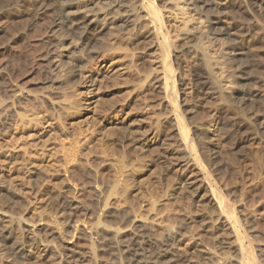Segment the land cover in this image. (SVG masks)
Wrapping results in <instances>:
<instances>
[{
    "label": "rangeland",
    "instance_id": "obj_1",
    "mask_svg": "<svg viewBox=\"0 0 264 264\" xmlns=\"http://www.w3.org/2000/svg\"><path fill=\"white\" fill-rule=\"evenodd\" d=\"M5 1L0 0L1 4ZM91 1L93 2V0H75L77 6L81 8H84ZM135 1L129 5L132 4L131 6L134 7ZM157 2L163 9L166 25L172 31L170 32L171 36L173 35L171 39L174 46H178L183 41V36L178 35L181 29H189L195 32H201L204 29L203 19L192 10L193 7L189 3V0H157ZM51 8L53 11L55 10L54 5ZM138 15L136 12L135 17ZM15 18L9 20L10 23L8 21V24H5L7 29L9 28V33L12 31L13 33L21 32L27 25V20ZM48 19L49 16L46 17V20ZM141 22L139 19L132 27V31L130 32L132 37L131 35L123 36L124 43H121V45H124V50L127 52L126 56L128 55L129 57L124 55L126 53L124 50L118 49L122 53H125L120 55L118 53L120 51L117 50L116 52L113 51L112 54L110 52L109 56H112L108 57L110 59L108 62V59H106L107 52H104L105 54L99 51L95 52V54L97 53V59L95 63H91V65L93 64L92 71L98 68L96 71L99 70V72L102 71L103 73L101 72V75L98 77L99 80H97V84L95 83L96 86L89 87V83L87 82L88 85H84V81L80 86H75L77 89L74 88L76 93L79 91L78 93L80 94L81 92V96L79 94L75 96L76 93L73 95V99L77 97L79 100L77 98L75 100L81 103L84 101L86 106L88 105L89 107H86L79 116L71 118L65 123L67 130L70 128L69 132L71 134L78 131L76 129H79L81 126L82 131L86 133L84 135H87L88 138L92 137L93 142H91L90 146L96 147L99 141L104 140L103 143L107 144V150H109L108 160L103 161V155L101 156L102 159L99 158L100 153L98 154L99 156H95L96 158L93 157L94 155L90 157L84 156V158L79 157L80 159L77 157L75 162L70 161L71 163H68V167L66 166L68 169L64 171L63 166L65 164H63L62 144L68 150L70 147L69 140L72 137L70 136L71 138H69L61 132L59 121L53 118L56 110L51 111L50 109L52 108L46 110L44 105V108H40V110H43L42 112L38 110L37 112L35 107L32 106L39 113L37 116H43V118L38 117V119L42 120L40 127L31 128L26 126V130L23 128L17 131H5V136L2 134V139H0V154L2 153L0 155V237L10 234L14 240L22 241L27 247L24 257L17 261L8 253V245L6 243L0 245V264H60L54 258L50 259L47 256L49 252L45 248L46 245H44V243L47 244L48 242L44 234L46 226L55 228L58 231H65L75 221L77 222L75 226L83 230L84 234L95 232L103 220H93L92 217L77 213L73 219L68 221L63 216L56 199L60 197L58 195L67 190L66 195L75 197L84 207L95 208V210L99 209L101 203L96 197L100 189L99 186L102 180L107 181V183L108 180H112L111 176L114 171V164H116L114 156L110 153L116 146V139H113L115 137L112 133L120 130H124L123 132L127 134L130 133V136L127 135L126 139L134 154L124 159L125 164L128 165V171L127 169L124 170L125 174H123L125 179L127 178L124 182H129L128 188L130 187V191L125 194V198L128 200L125 198H112L110 200L112 208L126 211L132 221H148L151 233L160 239L167 237V230L170 227L181 229L184 235L175 241L174 249L181 256L185 264H221L222 259L226 257L233 258L237 254L234 252V249L226 248L229 247L228 243L232 246L235 242L230 230L218 231L214 229L207 231L209 226H213L214 228L221 226L216 206H214L213 199L217 200L214 194L227 201L234 209V216L237 220L241 221L240 233H246L248 227L252 226L258 234V240L264 241V143L256 142L253 147L251 146L252 148L243 147V149L238 148L236 150L220 135L221 133L215 123V118H217L215 108L219 106V101L218 99H205L204 97L200 100L195 98V95H197L195 78L198 68L195 63L196 57L189 54L188 56H184L187 57L186 60L183 57L184 59L178 63L172 62L173 70L176 74V90L179 94V99L183 102L182 104H185L179 109L192 110L189 113L187 112L188 114L184 118V121L186 119L190 137L194 139L195 143L196 140L192 134L195 124L202 125L203 123L205 125L206 123L210 125L213 143L222 153L224 170L219 174L214 172L212 168H209L206 162H203L202 166L198 167L189 161L184 156L183 146L178 138L179 136L174 126L175 123H173L175 115L169 112L170 108H166V99L163 98L161 89L157 88L162 79L163 67L161 65L162 61H160L161 58L158 56L160 54H156L157 51L159 53V50L155 43V38L153 39V30L146 24V21H143L144 23L142 24ZM260 22L259 28H264V23ZM143 24L147 27L145 25L141 27ZM10 25L12 26L9 27ZM19 25L21 28L18 27ZM27 35V38L23 37L22 40L14 45L11 51L7 44L9 41H6L9 38L8 35L5 34L3 36L5 38L1 39L3 44L1 46L5 47L6 51H3L4 53L1 52L0 62L3 65L10 63L14 68L13 74L8 71L4 72L3 79L5 80L0 84V92L3 91V95H6L8 91L6 88L12 84V81L22 83L32 78L36 79V81L42 79L41 73L34 66L31 67L34 62L33 58L36 55L32 52V48H30L31 44L34 43L33 41H36L35 34L29 33ZM133 36L134 38L135 36H140L141 41L144 40L143 42L139 40L138 42L140 43H137V41L133 43ZM129 39L128 43L127 40ZM24 41L28 42L24 43ZM119 45L120 43L117 47ZM200 45L204 49L201 52L207 53V57L212 61L209 67L214 71L212 75V78L216 79H213L214 82H218V86H221L219 88L222 89L223 96H227L225 99L230 102L232 100L233 102L234 99L230 93L237 81L232 78L227 79L226 74L229 70L225 68L223 62L219 64L221 63L219 61H222L221 51L224 48V38L217 37L215 41L213 37H210L209 40H204ZM127 49H130L131 52L127 51ZM6 52L8 53L6 54ZM133 53L135 54L134 56L132 55ZM130 56H133V58ZM188 58L190 61H188ZM219 58L220 60H218ZM9 59L11 62L8 61ZM131 59H133L134 64L131 63ZM138 61L139 64H137ZM2 64L0 63V67H2ZM135 64L137 65L135 66ZM21 67L22 70H20ZM189 67H193V69H189ZM190 70L193 74L189 73ZM90 72L85 73L83 71L86 79L90 77ZM147 75L150 76L145 78ZM85 77L83 76L84 80ZM10 78H12V81ZM108 80L110 81L108 82ZM113 80H115L117 85ZM155 80L159 82L156 83ZM140 82L144 83V86ZM140 84L143 86L142 89H140L142 87ZM251 87L254 90L259 88L256 84H253ZM245 106H242V108ZM32 107H27L30 110L25 109L28 111V114L33 116L37 113H34ZM236 107H233V109L237 110L240 108ZM242 108L240 109L242 110ZM23 109L21 113L24 112ZM246 110H242L244 111L243 114L247 113L244 115H248L253 109L246 107ZM49 111L50 113L47 114ZM44 113H46L47 117L43 115ZM51 113L53 114L51 115ZM192 120L196 123L194 124ZM158 122L160 123L158 124ZM43 123L45 124L43 125ZM53 126H55L54 129ZM92 130H94L93 135L89 132ZM105 130L107 134L114 130L111 133L112 136L106 138L105 135H102L106 132ZM6 132L9 133L7 134ZM57 133L60 134L58 135ZM97 147L96 150H98ZM26 149L25 155V152H22V150ZM194 150L199 154V148L196 145ZM12 157L14 159H11ZM115 158H118V156H115ZM93 160L97 161V163L101 161L99 164L102 167L105 166L104 168L107 169L106 173L108 172V175H110H107V180L103 174L98 173L89 164ZM140 168L141 170H139ZM204 171L211 173L214 182L213 192L205 184ZM86 175L90 177L89 184H87L85 179ZM154 201L155 205H153ZM247 220L250 222L248 223ZM95 225L97 228L93 230ZM30 226H33L35 230L30 232L28 229ZM96 231H99V229ZM110 234L107 232V236ZM86 241L87 239L85 240L84 238L81 240V244L83 243V246L87 245ZM55 244L54 242L50 243V247L48 246L49 251L58 252L60 250L57 244ZM81 244L79 251L88 254V251L92 248L90 247L91 245L88 244L89 249L88 245L83 247ZM84 254H81V256H87ZM83 260L69 261L65 264H89Z\"/></svg>",
    "mask_w": 264,
    "mask_h": 264
},
{
    "label": "bare ground",
    "instance_id": "obj_2",
    "mask_svg": "<svg viewBox=\"0 0 264 264\" xmlns=\"http://www.w3.org/2000/svg\"><path fill=\"white\" fill-rule=\"evenodd\" d=\"M133 1L134 0H93V2L91 1L84 8L77 6L75 0H10L8 2L6 0L3 4H1L2 1L0 2V41L4 39L5 37L3 38V36L7 34L9 38L6 41H9L7 44L11 51L14 45L22 40L23 37L27 38V34H35L36 41H33L34 43L31 42L30 48H32V52L36 55L33 58L34 62L31 67L34 66L42 76L41 80L39 79L36 81V79L32 78L22 83L17 81L15 83L11 80L12 78H10L12 84L6 88V90H8L6 95H3V91L0 92V139H2V134L4 135L5 131H17L19 129H25L26 126L31 128L40 127L42 125V120L38 119V117L43 118V116H37L39 114L37 112H42L43 110H40V108H44V105L46 110L50 108H52L50 109L51 111L56 110L53 118L59 121L61 132L69 138L72 137L69 140L70 147L68 150H66L64 144H62L63 164H65V166H63L64 171H67L68 168H66V166L68 167V163L70 161L75 162L77 157L78 159H80L79 157L84 158V156L90 157L91 155L95 157L99 156L98 154L100 153L101 155L99 158L103 155V161L108 160L109 150H107V144L103 143L104 140L99 141L97 144L98 147L96 146L98 150H96V147L90 146L91 142H93L92 137L88 138L87 135H84L86 133L82 131L81 126L79 129L75 127L78 131L75 130L76 132H72L73 134H71L69 132L70 128L67 130L65 123H67V120L69 121V119L79 116L86 107H89L88 105L86 106L82 98H80L83 101L82 103L75 100L77 97L73 99V95H75V89H77L75 86H80L84 81V85H88L87 83H89V87L96 86L95 83L99 80L98 77L101 75L102 71H96L98 68L92 71L93 64L91 65V63H95L97 59V53L95 54V52H107L106 59H108V57L112 56H109L110 52L112 54L113 51H120L118 49L123 51L125 48L124 45H121V43H124L123 36L131 35L130 32L132 31V27L140 19L142 21L141 24L144 23L143 21H146V24L153 30V39L155 38L154 40H156L155 43L159 50V53L157 51L156 54H160L158 56L161 58L160 61H162L161 65L163 67L161 74L162 79L160 78L161 81L157 88L161 89L164 96L163 98L166 99V108H170L169 112L175 115L173 123H175L174 126L176 127L178 138L183 146L184 156L198 167H201L202 163L206 162L209 168H212L214 172L219 174L222 173L224 170L222 153L213 143L210 125L206 123L205 125L203 123L202 125H197V123L195 122V124L192 120L195 126L194 128L192 127L193 131H191L196 143L194 139L190 137L186 119L184 121V118L187 117L186 115L191 109H179L185 104H182L183 102L179 99V94L176 90V74L174 73L172 62L178 63L184 58L186 60L187 57L184 56H188L189 54L196 57L195 63L198 68L196 72L198 73L195 78L197 86L195 88L197 89L195 98L197 100H200L202 97L205 99H218L219 106L215 108V115L217 116V118H215V123L217 129L221 133L220 135L227 143H230L236 150L238 148L243 149V147H253L256 142L264 143V28H259V24H261L260 21L264 23V0H189V3L193 7L192 10L203 19L204 29L201 32H195L189 29H185V31L181 29L178 35L183 36V41L178 46H174L172 42V31L169 30L170 28H168L165 23L163 9L158 4L157 0H136L134 7L131 6L132 4L129 5ZM52 5L55 6L54 11L51 8ZM136 12L137 15H139L135 17ZM51 15H53L52 18H50ZM47 16H49L48 20H46ZM15 17L27 20V25L21 32L13 33L10 29L12 32L9 33V28L7 29L5 24H8V21ZM225 19L227 20L225 21ZM144 25L145 24L141 25V27H144ZM11 26L12 25L9 27ZM18 27H20V25ZM137 36H135V38L133 36V43H136V41L140 43L138 42L139 40L141 41L139 38L140 36ZM210 37H213L215 41L217 37L224 38V48L223 51H221L222 61H219L221 62L219 64L223 62L225 68L229 70L226 74L227 79L232 78L237 81L230 93L233 96V102L232 100L230 102L225 99L227 96H223L222 89L219 88L221 86H218V82H214V80H216L212 78L214 71L209 67L212 61L209 60L210 58L207 57L208 54L206 52L207 55L201 52L204 49L200 44L203 43L204 40H209ZM143 40L141 42H143ZM128 41H130V39L127 40V42ZM26 42L24 41V43ZM116 43H120L119 47H117L118 44ZM1 45H3L2 41L0 43V54L6 51V48ZM133 46L135 47V45ZM126 48H128V46H126ZM130 49H127V51L131 52ZM133 50L135 49L133 48ZM121 51L118 52L120 55L126 52L125 50L123 53ZM7 53L8 52H6V54ZM126 54L127 52L124 55L126 56ZM132 55L134 56L135 54L133 53ZM133 56L130 57L133 58ZM126 57L129 56L127 55ZM109 60L110 59H108V62ZM132 60L133 59H131V63H133ZM218 60H220V58ZM8 61H10V59ZM188 61H190V59ZM0 63L2 64V62ZM137 64H139V61ZM137 64H135V66ZM190 68L191 67H189V69ZM13 69L10 63H6L5 65L2 64V67H0V84L5 80L3 79L4 72L8 71L13 74ZM191 69H193V67ZM20 70H22V67ZM83 71L85 73L91 71L90 77L87 76L88 78L86 79L85 75H83ZM190 72L191 70L189 73ZM31 75L33 76V74ZM149 76L150 75H147L145 78ZM113 77L115 78V76ZM144 80L148 81L147 79ZM109 81L110 80H108V82ZM113 81L115 82V80ZM105 82H107V80H105ZM157 82L159 81H156V83ZM143 84L144 83H142V85ZM253 84L258 85L259 88L257 90L252 89L251 86ZM143 86L140 89H142ZM78 92L75 96L79 94ZM77 99L79 100V98ZM236 104L238 105L237 107L240 108L246 105L242 110H246V107L252 108L253 110L249 112L248 115H244L247 113L243 114L244 111L240 108L237 110L233 109V107H236ZM32 106L38 111L36 112ZM27 107H32L34 113L36 112L37 114H34L35 116L28 114L27 110L30 109ZM22 109L24 111H22L23 113H21ZM233 112L235 113L233 114ZM48 113H50V111L47 112V114ZM52 114L53 113H51V115ZM43 115H46V113ZM159 123L160 122H158V124ZM44 124L45 123H43V125ZM54 127L55 126H53V129ZM120 131H114L113 133L108 132V134L107 131L104 133L101 131L103 133L101 134L105 135L106 138L108 136L111 137L113 134L115 137L113 139H116V146L114 145L115 147L110 151L114 156L116 164H114L115 167L113 166V174L111 173L112 180H108V183L102 180L99 186L100 189L96 195L97 200L101 203L99 209L95 210V208L84 207L75 197L66 195L67 190L63 191L62 194L60 193L61 195H58L60 197L56 199L58 200L57 204L60 205L63 216L66 217L68 221L73 219L77 213L92 217L93 220H103L101 225H98V228L96 225L94 226L95 228H93V230L97 228L99 231H96V229L95 232L84 234L82 232L83 230L75 226L77 223L75 221L74 224L69 223L72 226L68 227V230L65 231H58L55 228L46 226L44 228V234L48 242L47 244L44 243V245H46L45 248L49 252L47 256L50 259L54 258L60 264L81 259H84L89 264H185L181 256L174 249L175 241L184 235L181 229L170 227L167 230V237L165 239H160L151 233L148 221H132L126 211H119L111 207L110 200L112 198H125V194L130 191V187L128 188L129 182H124L127 180L123 175L125 174L124 170L127 169L128 171V165L125 164L124 159L134 154V151L127 143L126 139L127 135L130 133L127 134L123 132L124 130ZM89 132L93 135L94 130ZM113 139L112 141H114ZM195 145L199 148V154L194 150ZM23 151L26 155L27 149L22 150V152ZM0 155H2V153ZM115 156H118V158H115ZM11 159L14 158L12 157ZM143 160L142 163L144 162ZM100 162L97 163V161L93 160L89 164L95 168L98 173L103 174L104 178L107 180L110 175H108V172L106 173L107 169L104 168L105 166L102 167L99 164ZM139 170H141V168ZM85 174L87 173L85 172ZM85 179L87 184H89L90 177L86 175ZM204 179L206 186L213 192L214 182L211 173L204 171ZM131 180L134 182L132 178ZM214 197L217 199L213 200L221 226L218 228L209 226L207 231L214 229L218 231H225V229L230 230L235 242L232 246L228 243L229 247L226 248L234 249V252L237 253L233 258L226 257L222 259L221 264H264V241L258 240V234L252 226L248 227L246 233H240L241 221L237 220L234 216V209L227 201L223 200L217 194H214ZM153 205H155V201ZM247 221L248 223L250 222L249 220ZM28 229L30 232L35 230L33 226L28 227ZM107 232L111 234L107 236ZM84 238L85 240L87 239L86 244L92 247L90 249L89 245H84L90 249H88V254L84 252L87 256H81V254L84 253L79 251L81 240ZM53 242L60 248L58 252L49 251L50 243ZM4 243L8 245V253L14 259L19 261L24 257L27 247L25 243L14 240L10 234L5 235V237H0V245Z\"/></svg>",
    "mask_w": 264,
    "mask_h": 264
}]
</instances>
